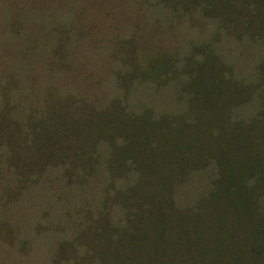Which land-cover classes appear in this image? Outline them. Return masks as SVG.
Wrapping results in <instances>:
<instances>
[{"label": "rangeland", "instance_id": "obj_1", "mask_svg": "<svg viewBox=\"0 0 264 264\" xmlns=\"http://www.w3.org/2000/svg\"><path fill=\"white\" fill-rule=\"evenodd\" d=\"M213 1L218 0H0V115L9 113L21 124L29 119L49 124L36 123L29 136L18 135L12 150L0 141V264L138 263L120 259L134 246L110 253V239L102 238L101 254L109 257L93 260L94 252L101 254L82 244L99 232L116 238L103 220L119 231L127 227L126 205H132L122 198L149 204L155 178L150 183L144 176V194L129 192L138 176L121 165L128 159L117 153L123 137L110 142L101 126L93 168L75 173L69 157L79 148L73 141L86 121L91 130L128 112L171 121L186 115L191 73L182 67L202 61L201 45L213 39L233 68H226L227 74L253 83L248 73L263 58L264 45L240 46L224 39L225 31L219 35L225 9ZM244 1H234L238 16ZM250 4L256 8L253 0ZM257 39L263 42L264 35ZM259 107L249 103L240 114L251 118ZM64 140L70 146H64L68 153L62 161L53 152ZM201 182L186 200L198 197ZM248 233L244 229L243 238ZM74 256L83 259L75 262Z\"/></svg>", "mask_w": 264, "mask_h": 264}, {"label": "trees", "instance_id": "obj_2", "mask_svg": "<svg viewBox=\"0 0 264 264\" xmlns=\"http://www.w3.org/2000/svg\"><path fill=\"white\" fill-rule=\"evenodd\" d=\"M234 1L237 0L213 1L215 7L225 9L218 34L224 36L225 31L224 39L236 40L240 46L263 48L260 45L264 41L259 42L257 37L259 33L264 35V0H253L255 9H251V0H245L239 16ZM245 11L250 12L247 17ZM245 36L251 40L245 42ZM216 45L215 39L203 43L205 58L182 67L191 73L185 88L191 93L186 99V115L172 117L171 121L169 117L154 120L151 113L145 117L128 112L126 118L117 116L116 123L98 122L91 130L87 121L80 124L79 137L73 141L79 151L69 157L75 173L93 168L101 126L109 135L108 141L115 135L123 137L124 144L117 153L128 159H123L121 165L132 176H138L129 192L148 191L140 185L144 176L150 183L155 178L151 189H156L154 195L151 191L147 196L149 204L137 200L139 204L135 205L122 198L132 206L126 205L127 227L121 231L110 220H103L104 229L114 231L116 238L99 232V237L83 246L99 254L105 246L102 238L110 239V253L134 246L120 259L138 260L137 264H264V56L248 73L253 83L240 82L227 74L226 68H233ZM253 102L260 104L259 111L251 118L242 117L240 109ZM0 116V141L6 140L2 142L10 150L18 135L29 136L36 123L49 125L43 119L21 124L24 121H12L9 113ZM66 142L53 152L62 161L64 153H68L64 146H70ZM91 143L93 152H88ZM78 159L83 161L75 162ZM199 180L202 189L198 197L186 200ZM244 229L250 233L243 238ZM93 256V260L109 257L103 253L98 257L95 252ZM73 258L75 262L83 259Z\"/></svg>", "mask_w": 264, "mask_h": 264}]
</instances>
